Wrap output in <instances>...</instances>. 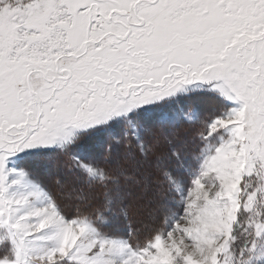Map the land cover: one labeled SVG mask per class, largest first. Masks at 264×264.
<instances>
[{"label":"snow or ice","instance_id":"obj_1","mask_svg":"<svg viewBox=\"0 0 264 264\" xmlns=\"http://www.w3.org/2000/svg\"><path fill=\"white\" fill-rule=\"evenodd\" d=\"M0 264H264V0H0Z\"/></svg>","mask_w":264,"mask_h":264},{"label":"trees","instance_id":"obj_2","mask_svg":"<svg viewBox=\"0 0 264 264\" xmlns=\"http://www.w3.org/2000/svg\"><path fill=\"white\" fill-rule=\"evenodd\" d=\"M201 111H202V113H207L209 111V109H207L206 107H202ZM26 163H28V166H32V168H34L35 170L40 172V178L43 179L45 181V183L49 185L48 180H49V177L52 176V174L48 175V172H45L43 170L42 166L37 164V163H33L31 161H27ZM28 166H26V167H28Z\"/></svg>","mask_w":264,"mask_h":264},{"label":"rangeland","instance_id":"obj_3","mask_svg":"<svg viewBox=\"0 0 264 264\" xmlns=\"http://www.w3.org/2000/svg\"><path fill=\"white\" fill-rule=\"evenodd\" d=\"M26 162H27V161H26ZM26 162H25V164L23 165V166H25V167L28 166V163H29V162H28V163H26ZM28 167H32V166H28ZM50 174H52V176L49 177L48 183H49V186H52L53 183H54V181H55V178H56V177H55V174H54V173H48V175H50Z\"/></svg>","mask_w":264,"mask_h":264}]
</instances>
